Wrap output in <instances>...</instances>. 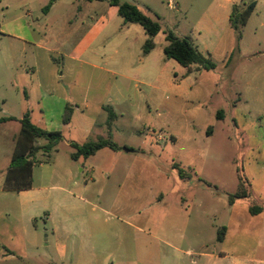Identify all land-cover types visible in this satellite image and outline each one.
Instances as JSON below:
<instances>
[{"label":"rangeland","instance_id":"374dc122","mask_svg":"<svg viewBox=\"0 0 264 264\" xmlns=\"http://www.w3.org/2000/svg\"><path fill=\"white\" fill-rule=\"evenodd\" d=\"M134 1L144 10L150 7L161 16L163 26L172 29L178 37H190L203 52L204 45L195 40L200 31L213 45H210L212 61L216 64L214 71L196 72L187 79L182 78L181 70L175 75L168 66L163 81L156 84H161L160 89L146 85L153 77L142 76L143 81L135 79L129 83L123 91L125 100L129 97V104L116 103L119 120L114 123L111 140L119 147L129 146L145 153L122 152V157L99 155L73 161L72 142L85 144L107 136L104 126L107 116L104 112L97 116L95 106L102 95L101 88H96L98 74L58 56L52 62L42 56L33 59L30 52L21 51L15 39L0 36V49L11 69L7 86L0 90L5 101L4 116L19 120L29 113L33 124L40 122L37 77L30 80L23 72L34 67L48 77L51 71L64 74L63 85L73 82L71 100L82 107L86 98L89 123L93 125L92 135L86 136L83 128L88 122L82 119L87 118L76 114L73 128L64 132L56 129L62 132L64 140L52 155L55 164L35 165L31 194L38 200L37 212L52 211L56 206L59 213L67 211L73 217L74 231L80 230L74 218L87 222V227L95 219L100 231L99 248L95 250L98 258L92 260L87 250L85 256L78 257L76 252L75 259L61 261L55 251L52 225L44 224L46 218L42 212L36 232L24 218V228L35 233L36 243L31 245L24 231L22 264H209L208 254L221 250L217 234L228 220V195L241 189L251 191L244 181L241 165L250 151L256 149L257 141L256 137L247 139L244 131L255 135L264 130L259 119L261 112L264 113V72L260 71L264 66V0H257L258 6L243 28L241 40L222 15L223 11L217 10L220 0ZM170 1L175 9L170 7ZM244 1L249 4L251 0ZM5 4H10L9 14L19 12V7L24 13L32 11L29 20H33L42 15L41 9L48 3L0 0V25L5 21ZM240 6L243 9V4ZM72 42L70 39L69 46ZM164 42L165 37L160 34L157 52H161ZM239 47L252 57L241 58L239 62L233 60L239 58ZM115 48L117 45L106 50L102 59L110 60ZM118 50L121 56V46ZM52 108L58 110L57 106ZM221 110L223 118L218 120L216 114ZM62 122L56 118L48 121L52 127ZM19 130V122L6 126L8 136L18 134ZM152 137H159L158 143L151 142ZM39 142L45 144L43 139ZM47 160L38 153L37 162ZM178 170L184 173L183 181ZM240 177L243 183L239 182ZM58 227L63 229L62 224ZM187 249H192L194 255L187 254Z\"/></svg>","mask_w":264,"mask_h":264},{"label":"crops","instance_id":"0c3cea01","mask_svg":"<svg viewBox=\"0 0 264 264\" xmlns=\"http://www.w3.org/2000/svg\"><path fill=\"white\" fill-rule=\"evenodd\" d=\"M45 1L46 3L49 2V0ZM130 3L136 4L144 14L151 18H154L155 15L159 17L158 21L161 24L162 31L154 39L156 44L155 48L147 55L143 54V45L148 38L144 28L139 24H125L123 18L118 15V8L110 5L106 1L57 0L47 13H43V8L45 7L43 6L41 9L42 15L36 16L33 20H29V18L33 17L32 11L28 10L24 13L22 8L19 7V12L15 11L9 14L10 4H5V21L0 25V36H8L15 39L21 45V51L26 54L30 52V56L33 59L42 56L48 59L47 62H52L53 58L58 56L64 59L66 58L70 62L85 65L98 74L97 78L99 82L96 88H101L102 95L97 100V105H93L97 107L99 112L97 116L100 115V112H104L107 116L104 121L107 136H97L99 138L111 139L113 137L114 123L119 120L116 103L120 101L123 104H129V97L125 100L123 91L135 79H137L136 82H139V80L143 81L142 76L145 79L153 77L151 81L146 82V85L154 89H160L161 84H156L163 81L168 66L173 69L175 75L181 70L183 79H187L196 72L205 71L200 69L188 75L186 69L180 66L175 60L167 59L164 54V48L168 44L166 40L160 46L161 52H157L159 35L163 34L165 37L164 31L170 28L162 25L161 16L150 7H145L144 10L136 1L133 0ZM244 3H246L244 0H220L217 5V10L223 11L222 15L229 22L233 6ZM257 6L258 1L256 8ZM172 9H175V7ZM92 13H95V17L93 18ZM200 29L202 28L200 27ZM206 30L208 31V26ZM115 36L117 37L116 40ZM195 37V40L205 47L202 53L204 55H210L212 58L211 47L213 45L208 42L209 39H206V36H202L200 31ZM70 39H73V42L69 46ZM114 45H117V48L113 49V55H111L110 60H103L102 55ZM120 46L123 52L121 56H119L120 52L118 50ZM237 53L239 54V58L233 57V60L236 62H239L241 58L246 59L252 57L250 52L240 47ZM114 55L117 57H113ZM9 70L11 69L8 67L6 54H2L0 49V90L7 86L6 79ZM260 71L261 73L264 72V66L260 68ZM23 72L30 77V80L33 76L37 77L36 85H34L37 87L39 94L38 111L40 122H36L38 127L48 131L60 129L64 132L67 129L70 130L73 128V117L76 114H80L82 118H87L82 120L88 122V125L83 128V133H86V136L92 135L93 125L89 123V106L85 98L87 94L82 101V107L78 106L76 102H72L71 100L73 82L67 83V86L62 83V76L64 74L51 71V75L48 77L47 74H43L34 67L27 68ZM57 90L60 91L58 92ZM28 97V94H26L27 99ZM4 105L5 101L2 100L0 94V119L7 118L4 116ZM53 106H57L58 110H54L52 108ZM68 106L73 111L70 123L64 124L62 122V125L52 127V124L48 123V121L54 118L63 121L66 107ZM108 107L116 115L115 120L111 123L110 129L107 126L108 112L106 108ZM121 117H124V115H121ZM259 119L264 125V113L261 112ZM10 122L19 121L0 123V264H22L24 231L28 234L27 240L29 243L31 245L36 243L33 237L35 233L26 227L24 228V218L26 219V223H30L33 230H35L34 232H36L37 219L41 217L39 213L42 212L46 218L44 224L50 223L52 225L51 232L55 239L54 247L61 261L75 259L76 252L78 257H81V255L85 256L87 250L90 251L89 256L92 260L97 259L98 255L95 253V250L99 248L97 243L99 241L100 231L98 229L99 223L95 219H91L87 227V222L77 217L74 218L80 226V230L74 231L72 230V226H75V223H71L73 217L67 211L59 213L56 206L52 211L45 210V212H37L39 211V203L36 200V196L34 198L33 194H31L34 190V184L31 189L17 193L5 189L7 170L15 148L16 138L19 135V133L7 135L6 126ZM244 133L247 139L256 137L257 140L256 149L250 151L245 162L241 165L242 174L251 190L250 197L246 198L250 202L247 203L246 199H241L235 201L233 204H229L227 201L228 220L222 227L225 228L224 237L222 242H218L217 240L221 246V250L217 254H208L210 255L207 261L209 264L216 262L222 264H264V211L255 216L249 212V208L253 204L264 205V130L255 135L245 131ZM159 137L158 139L152 137L151 142L153 140L156 142L159 141ZM83 143H87V141ZM38 144L44 145L39 141ZM79 144L81 145L82 143L79 142ZM57 147L52 152L50 159L37 163L41 165H54L52 155L57 150ZM75 151L73 148V153ZM136 151L145 153V150L142 149ZM122 152L130 151L125 149L113 151L109 148H104L90 157L99 155L102 157L119 155L122 157ZM41 154L43 153L41 152ZM88 158L80 157L76 161ZM111 166L114 167L116 164H111ZM182 167L186 168L184 166ZM187 168L190 169V167ZM91 170L94 171V167ZM80 171L83 172L84 169L81 168ZM181 180L183 181L184 179L180 178ZM67 193L73 198L76 197L70 191ZM58 204L59 202L56 205ZM76 213L74 212V214ZM58 224H62L63 229H60ZM47 232H49V229H47ZM47 238H49V234H47ZM78 244L80 245L79 249H77ZM49 246L50 244L47 240V247ZM186 253L191 256L194 255L192 249H187Z\"/></svg>","mask_w":264,"mask_h":264},{"label":"trees","instance_id":"16d2710c","mask_svg":"<svg viewBox=\"0 0 264 264\" xmlns=\"http://www.w3.org/2000/svg\"><path fill=\"white\" fill-rule=\"evenodd\" d=\"M57 0H49L48 4L43 8V13H47L52 5ZM86 1H106L112 6L118 8V15L123 18L125 24H139L144 28L148 35L147 40L143 45V54H149L156 46L155 37L162 31L159 17L155 15L154 18L144 14L136 4L121 1V0H86ZM257 5V0H251L249 4L244 3L241 9L240 5H234L229 18V24L232 30L237 33V38L241 40L243 35V28L247 25L252 13ZM167 46L164 48V54L167 59L175 60L180 66L186 69L189 75L193 71L203 69L205 71H213L216 69V64L212 61L210 55H204L194 45L190 37H178L173 30L164 31ZM195 67V69H194ZM107 126L110 129L111 123L115 120L116 115L113 110L108 107ZM223 110L217 113V119L222 120ZM72 108L66 107L63 118L64 124H69L72 118ZM7 121H19L21 129L16 138L15 148L11 157V161L7 170L5 189L12 192H21L29 190L33 185V168L37 163V155L42 152L47 159H50L52 152L56 149L58 144L64 140V136L60 131H48L33 124L29 113H25L21 119L14 117H7L0 119V123ZM209 132H207L208 134ZM40 139L45 140L44 145H39ZM71 147L76 151L71 155L72 160H78L80 157L88 158L95 155L98 151L104 148H109L113 151L122 149L130 152L136 150L129 147H119L109 138H99L97 141H90L85 144H77L72 142ZM181 179H185L182 170H178ZM244 181L247 180L243 175ZM240 177L239 182L243 183ZM208 187L211 185L205 183ZM249 186V185H248ZM240 187V184H239ZM251 191L240 190L235 194L228 195L229 204H233L237 200L249 198ZM264 211V205L253 204L249 208L251 215H259ZM225 233V228H221L217 234L218 242H222Z\"/></svg>","mask_w":264,"mask_h":264},{"label":"built area","instance_id":"2783aa9c","mask_svg":"<svg viewBox=\"0 0 264 264\" xmlns=\"http://www.w3.org/2000/svg\"><path fill=\"white\" fill-rule=\"evenodd\" d=\"M170 3L172 4V5H170V7H171V8H174V5H173L174 3H172L171 1H170Z\"/></svg>","mask_w":264,"mask_h":264}]
</instances>
